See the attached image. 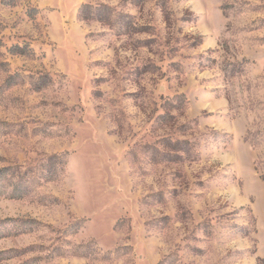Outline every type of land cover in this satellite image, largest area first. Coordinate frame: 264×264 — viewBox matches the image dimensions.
<instances>
[{
  "label": "rangeland",
  "instance_id": "rangeland-1",
  "mask_svg": "<svg viewBox=\"0 0 264 264\" xmlns=\"http://www.w3.org/2000/svg\"><path fill=\"white\" fill-rule=\"evenodd\" d=\"M0 264H264V0H0Z\"/></svg>",
  "mask_w": 264,
  "mask_h": 264
},
{
  "label": "trees",
  "instance_id": "trees-1",
  "mask_svg": "<svg viewBox=\"0 0 264 264\" xmlns=\"http://www.w3.org/2000/svg\"><path fill=\"white\" fill-rule=\"evenodd\" d=\"M10 222H12V223H20L21 221H19V220H9Z\"/></svg>",
  "mask_w": 264,
  "mask_h": 264
}]
</instances>
